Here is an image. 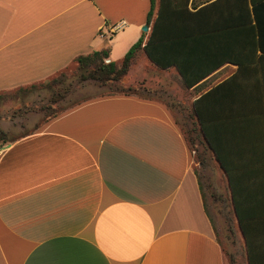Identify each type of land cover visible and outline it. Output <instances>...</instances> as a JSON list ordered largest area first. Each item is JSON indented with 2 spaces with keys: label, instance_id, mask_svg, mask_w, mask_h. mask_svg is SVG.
Returning <instances> with one entry per match:
<instances>
[{
  "label": "crops",
  "instance_id": "obj_1",
  "mask_svg": "<svg viewBox=\"0 0 264 264\" xmlns=\"http://www.w3.org/2000/svg\"><path fill=\"white\" fill-rule=\"evenodd\" d=\"M150 9L151 0H0V91L109 49L117 25L128 30L126 49L142 36L146 43L159 19L157 59L174 64L163 68L144 50L136 60L144 52L174 75L194 122L201 102L209 137L249 185L253 264H264V0L163 9L155 0L149 22ZM199 146L212 152L204 138ZM197 151L163 101L123 92L92 97L2 145L0 264H229Z\"/></svg>",
  "mask_w": 264,
  "mask_h": 264
},
{
  "label": "rangeland",
  "instance_id": "obj_2",
  "mask_svg": "<svg viewBox=\"0 0 264 264\" xmlns=\"http://www.w3.org/2000/svg\"><path fill=\"white\" fill-rule=\"evenodd\" d=\"M128 39V30L124 28L106 38L105 42L108 44L112 60L119 61L125 56L129 50L125 48ZM143 58L147 59L144 52L139 54L135 65L122 80L107 84L94 80L81 81V70L74 61L66 69L49 78L52 80L50 85H40L43 82H38L37 88L26 86L27 90L14 88L0 91V147L4 145L2 133H6L7 140H13L27 132L40 129L54 115L61 114L92 97L126 92L130 89L137 90L139 95L156 98L168 105L188 140L194 139L197 144L200 139H196L192 128L195 126L198 128V124L189 118L188 105H182V101L186 102L188 99L187 90L173 74L159 72L149 60L146 62ZM59 93L64 97L54 102L53 97H57ZM183 106H186V109ZM191 148L199 150L196 152L197 158L200 155L203 159L207 156L213 159L207 164L200 165L196 158L197 169L208 199V210L213 217L228 262L247 264L246 250L240 237L227 176L214 161L212 153L203 150L199 145H192Z\"/></svg>",
  "mask_w": 264,
  "mask_h": 264
},
{
  "label": "trees",
  "instance_id": "obj_3",
  "mask_svg": "<svg viewBox=\"0 0 264 264\" xmlns=\"http://www.w3.org/2000/svg\"><path fill=\"white\" fill-rule=\"evenodd\" d=\"M182 3V0H161V9L165 7V5L174 4L175 6ZM155 8V0H151V9L148 14V21H151L153 10ZM159 25V19L155 21L154 27L152 30V33L148 39V41L145 43V38L142 36L138 41H136L130 49L127 51L125 56L122 58L120 62L110 60V50L109 49H103V50H95L93 52H90L88 54H82L76 57L75 62L78 64V68L81 70V81H87V80H94L97 82H100L101 84H107L111 81H119L122 80L129 72L130 69L136 60L137 54L140 50H144L148 57L151 59L152 62L155 64H158L159 66L163 68H169L174 63H162L157 59L156 55V45L159 42L158 35H157V27ZM180 68V72L184 77V82L187 87L191 86V81L187 78L186 73L181 69L180 65H177ZM52 80L49 79L47 81H44L40 85H50ZM195 84V83H192ZM39 84H32L29 86L30 88H37ZM21 90H27L25 87H21ZM130 89L129 91H124L123 93H137V90L133 91ZM64 95L62 93H59L57 97H53V101H57L60 98H63ZM201 102L199 100L195 101L194 103V113L197 116V124L198 128L195 126L192 128V132H194L196 135V139H200L199 141L202 142V138L207 140L209 144V148L212 150V157L220 164V167L223 169L225 174L228 177V183L232 194V203L234 207L235 214L238 217L239 226L241 228V231L245 237L246 240V247L248 251V257H249V264H253V247H252V239H251V233L249 231V219H247V215L245 214V206H244V197L245 193L248 191L247 187L249 185H246L239 181V171L241 169H238L237 167L229 165V159L225 155V153L221 152L217 146L213 143L211 138L209 137L207 133V127L205 125V122L203 120L202 114H201ZM53 108V106H52ZM57 115H54L55 117ZM49 120V119H48ZM47 120V121H48ZM1 138L4 141V144L13 142V140H7L6 133L1 134ZM195 140L190 139V145H199V141L196 144L194 142ZM199 161H204L202 156L198 155L197 158ZM199 174V173H198Z\"/></svg>",
  "mask_w": 264,
  "mask_h": 264
},
{
  "label": "built area",
  "instance_id": "obj_4",
  "mask_svg": "<svg viewBox=\"0 0 264 264\" xmlns=\"http://www.w3.org/2000/svg\"><path fill=\"white\" fill-rule=\"evenodd\" d=\"M123 28V25H117L114 27V31H118Z\"/></svg>",
  "mask_w": 264,
  "mask_h": 264
},
{
  "label": "water",
  "instance_id": "obj_5",
  "mask_svg": "<svg viewBox=\"0 0 264 264\" xmlns=\"http://www.w3.org/2000/svg\"><path fill=\"white\" fill-rule=\"evenodd\" d=\"M145 31H148V26L146 25V26H144V28H143ZM109 61V60H108ZM3 148H5V147H3Z\"/></svg>",
  "mask_w": 264,
  "mask_h": 264
}]
</instances>
